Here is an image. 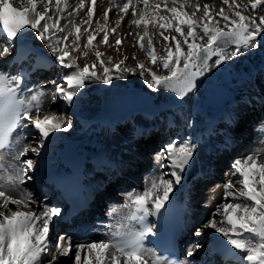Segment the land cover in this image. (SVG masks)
<instances>
[{
  "label": "snow or ice",
  "instance_id": "1",
  "mask_svg": "<svg viewBox=\"0 0 264 264\" xmlns=\"http://www.w3.org/2000/svg\"><path fill=\"white\" fill-rule=\"evenodd\" d=\"M91 4L93 6L87 8V19L76 23V17L85 8V0H79L76 5L70 4L69 0H0V60L3 61L0 65V151L10 147L13 132L21 121H27L26 126L34 130L33 138L38 141L31 151L39 156L52 133L72 127L64 116L44 109L45 98L52 104L63 101L71 106L86 81L99 80L107 85L114 71L135 74L138 69L154 92L163 90L183 100L197 88L198 79L213 67L239 56L242 49H255L258 38L264 42V14H256L264 12V0H248L247 4L221 0L219 9L214 4H201L200 0H125L122 5L112 4L110 0L103 13L104 23L96 20L94 29L91 25L96 0H91ZM112 7L117 8L118 18L115 27L109 28L108 14ZM129 10L133 17L129 27L143 28L142 34L135 33L134 47L138 46L150 64L165 71L166 75L157 74L142 62H137L135 69L122 67L127 56L117 63H113L112 57L105 61L104 53L94 45L103 33L99 44L115 47L119 52L122 38L117 29ZM249 11L251 14H246ZM62 20L65 21L63 24ZM84 24L88 27L82 28ZM150 26L160 30L164 41L163 56L156 52L149 34ZM28 29L37 33V38L44 42L62 69H73L64 74L62 82L50 81L54 86L50 94H46L43 86L40 90L26 89L27 69L22 68L16 74L6 70L28 60L34 51L24 44ZM165 32L176 35H164ZM110 33L115 35V45L109 43ZM85 34L86 43L82 46L85 51L81 56L86 58L88 51H94L95 62L81 68L72 53L80 52V41ZM230 47L233 50L229 51ZM214 57V63H210ZM132 58L136 59L135 56ZM49 63L51 61L38 52L32 71L45 68ZM97 65L102 75L98 73ZM196 149L197 145L190 139L166 143L156 153L158 171L146 180L142 190L128 195L123 205L127 209L123 222L105 240L80 243L66 233L55 232L56 218L62 215L61 208L41 203L30 190L21 189L17 195L9 194L6 185L16 191L18 185L31 179L28 173L34 168L33 160H20L30 150L29 145L24 146L13 156L19 165H9L14 176L0 164V171L5 172L0 182V264H57L58 258H69L71 264H180L147 246V238L155 234L156 228L148 218L157 216L176 187L182 185L184 174L194 162ZM262 156L264 147H257L231 162L230 178L222 185V202L202 225V229H211L218 236L202 230L196 232L197 236H212L216 244L214 251L224 257L225 264H264ZM10 205H15V209ZM200 247L199 244L195 246L196 249ZM187 256L193 257L194 251H189Z\"/></svg>",
  "mask_w": 264,
  "mask_h": 264
},
{
  "label": "rangeland",
  "instance_id": "2",
  "mask_svg": "<svg viewBox=\"0 0 264 264\" xmlns=\"http://www.w3.org/2000/svg\"><path fill=\"white\" fill-rule=\"evenodd\" d=\"M78 2H79V0H69V3L72 5H76ZM124 2H125V0H111L112 4L122 5ZM193 2H195V0H193ZM200 3L201 4H203V3L213 4L214 2H213V0H200ZM238 3L247 4L248 0H238ZM109 4H110V0H96V5L94 6L93 23L91 25V29H94L96 27V23H95L96 20H100L101 24L104 23L103 13H104L105 9L109 7ZM91 6H93L91 4V0H85V8L83 10H81L79 15L76 17V21H75L76 23H80L81 20L87 19V8L91 7ZM215 6L217 9H219V7L221 6V0H218V3ZM169 7H171L170 4H169ZM137 11L139 12V9ZM189 11H191V9H189ZM246 14H251V13L249 11V13H246ZM256 14L261 15V14H264V12L258 11ZM108 15H109V28H112V26L115 27V21H116L115 19H117V16H118L117 15V8L112 7V9ZM121 15H124V14L121 13ZM132 18L133 17L131 15V10H129L128 14L125 15L124 20L121 22L122 24L120 26V31L117 30V34L122 38V45L120 46L119 52L116 51L115 47H109L108 45L99 44V40L102 38V35H103L102 33L100 34V36L97 37V40L94 41V45H97L98 50L101 51L102 53H104L103 59L105 61H107L108 57H112L113 63H117L121 59H123L125 56H127L128 59L125 61L124 65L122 67H128V68L135 69L136 63L142 62L147 67H151L153 69V71H157V74L166 75L167 73L165 71H163L162 69H157L150 64L147 56L145 55V53L143 51H141L139 49L138 46L134 47V44L136 42L135 33L140 32L142 34L143 28L141 27L140 28L141 30H140V29L135 28V26L129 27V21ZM64 22L65 21H63V20L61 21V23H64ZM84 27H88V25L87 24L82 25V28H84ZM159 31L160 30H158V29H153L151 26L149 27V34L152 37L156 52L159 56H163L164 55V41H163L162 37L160 36ZM127 32L128 33L133 32V35H128ZM34 34L36 35L37 33L34 31ZM60 35H63V34H60ZM164 35L171 36V35H176V33L175 32H165ZM80 43H81L80 52L72 53V56L77 58V63L82 68L86 63L92 64L93 62H95V55H94V51H88L86 58L81 56V52L85 51L82 46L84 43H86V34H85V36L82 37ZM109 43L111 45H115V35H113L111 33L109 36ZM144 44H145V47H147V39H145ZM263 48H264V42H260L259 38H258L257 47L255 49H249L247 51H244L242 49L241 54L239 56L234 57L231 60L225 61V63L229 67V71L231 73H235V74L240 75L242 82L240 81L241 83H239V84L237 83L234 86H230L228 81L224 78V71H223L224 67L222 65H220L219 67H213L212 70L210 72H208L204 77H202L201 80L197 83V88L192 92V94L188 98H186L185 102H187L188 107L187 108L184 107V109H185V111L183 110L184 113L183 112L178 113L176 111H166L162 114H157V115H153V116H148L145 114H134V115L126 118L124 121L120 120L119 121V131L114 132V133L112 131V134H113L112 138L114 137L113 138L114 140L120 142L123 145H131L132 143H134L136 146L138 145L136 152L140 156L139 158H141V159L136 160V162L134 163V165H133L134 169L126 168L124 171H122V173H121V171H119L121 176L126 177V178L135 176L136 180H137V184L133 185V188L137 189L138 191H140V188L144 187L146 180L150 178L149 173L153 172V174H154L156 171H158V167L156 164V153L159 152L160 149L166 144V142L163 143L165 141L164 139L159 140L157 142H155L154 139H151L153 137L155 139L157 138V135H158L157 133L159 132L158 127L162 126V124H160V123L164 122V124H165V121L169 119L168 117L174 118V121L176 120L175 122H176L177 126H174V127L172 126L170 128V133L168 134V138H170L172 140L186 139L185 137H187V135H188L187 134L188 127L194 123V125L192 126V128L194 130V126H195L196 122L198 120H200L199 113L197 114L195 111V108L197 107V105H200L205 112L207 111L205 109V101L207 98V91H208V86H207L206 82L210 78L214 77L216 79L217 85H222L224 87H227L231 91H233L234 97L235 96H242L243 94H246L249 91L254 92L256 89L264 91V61H263L262 55H261V50ZM231 50H233V48L229 49V51H231ZM133 56L136 57L135 60L132 58ZM214 60H215V57L213 58V61H210V63H214ZM108 66L111 67V65H108ZM97 71L99 74L102 75V70L99 69V65H97ZM253 73L255 75L254 80H255V84H257L256 85L257 88H253V86L250 83L251 82V76ZM256 74H257V76H256ZM112 77L113 78H112L111 82L107 85L103 84L99 80L86 81V88L85 89L89 94L87 93L86 98L83 100L88 102L87 104L90 107V109L93 110V108H95V104H96L97 100H99L101 102V100L103 98L102 95L105 96L108 94V90L106 88L109 89L113 86L123 87V88H135V89H138V90H141V91L148 93L150 96H153L155 93L152 89H150L148 87L147 83L145 82V77H141L139 75L138 69L135 70V74H133L131 72L117 73L114 71L112 74ZM39 79H42V81H38V83H36L37 84L36 88H37V90H40L41 86H43V89L46 92V94H50L51 90L54 87L53 85L47 86L46 85L47 83H50L51 80H57L60 82V80L57 78V76H54V75H47V76L41 75ZM30 83L33 84L34 81L30 80ZM95 90L98 91L97 95L92 94L93 91H95ZM46 104H48V105H46ZM63 105L64 104L62 101H58L57 103L52 104V103L48 102L47 99L45 98L44 109L46 111H54L58 115L64 116L65 118L67 117L66 119L72 125V127L68 130H71V131L76 130L79 125L75 121V116L72 113L70 114V111H67L66 109H65L66 111L61 110L64 108ZM100 105H101V103H100ZM59 106L61 109L58 108ZM263 112H264V109H263L262 113ZM254 113L255 112L248 113V115L245 114L238 120V126L236 128L238 130L237 132L239 134V137H238V134L236 133V137H237L235 139L236 145L234 146L232 151L226 153V156L230 157L229 164L224 165L222 162L218 163L216 165L215 169L217 167H222V166L224 168L220 172L221 175L217 176L216 174H213L211 177L206 179L205 188L201 192V197L197 203V205L201 208V211L203 212V216L204 215L205 216L202 217L203 219H201V220L199 219V220H196L193 222V224L196 225V227H194V230H192L190 233H185V236H187L185 238L188 239V236H190V239L192 240V242L189 245L183 246V249H185V250L182 251L180 264H188V262L191 261V259L187 256V253L189 251H194V256H193L194 259H200L202 264H205L204 263L206 260L205 258L207 257V255L205 254L206 250H207L206 240L208 237L203 236L202 238L198 239L196 232L199 230H202V231L205 230V229H202L203 223L206 222V220L209 218L210 214L215 210L216 205L222 202V199H223V187H222V185L226 180H228L230 178L229 177V168H230V164H231L230 161L232 162L235 158L244 156L249 151H251L253 148L264 147V117H263V119H257L258 118V116H257L255 119ZM180 114H183V116H181ZM214 114H216V113H214ZM70 115H72L73 118ZM154 118H156V119L153 120ZM251 118H254V119H251ZM249 120H251V122ZM137 122H139V123H137ZM133 123H136V124H133ZM141 123H142L143 127L141 130H138L139 131L138 133L144 132V135H143V137L140 138V136L143 133L137 134L139 136L137 138L139 140H137L132 136L131 131H134L136 126L140 125ZM132 127H133V129H132ZM242 127L243 128L247 127V129L246 128L243 129ZM240 129H243V131ZM189 130H191V129H189ZM220 135L221 134H218V136L210 138V141L213 143L214 142H220L222 140ZM26 142H28V143H26V145L30 146V150L25 155L26 157L23 156L20 158V160H27V159L33 160L32 157L34 156V153L31 151V147H35V145L32 143L33 140H30L29 138L26 139ZM146 145L148 147H146ZM139 150H142V151H139ZM142 158H144V159H142ZM261 159H264V156H262ZM145 160H147V162L149 163L148 165L151 166L152 168H154L155 171H153L154 169L151 170V168H150V170L148 172L149 166L142 167V165H145V164L147 165V163H143V162H145ZM144 169L148 173V175H147V173L145 174L142 171ZM28 175L31 177L30 180L33 182L35 179L34 170L30 171L28 173ZM148 176H149V178H148ZM30 180H28V181L26 180L25 183L22 185H28L29 186L28 182ZM118 183H119L118 181L114 180V182L112 181L110 183V185H108V187L106 186V188L104 189L105 194H107L111 189L118 187ZM32 187H35L34 182L31 186V188ZM123 187L124 186H122L121 191H122ZM237 187H239V186L237 185ZM119 191H120V189H119ZM115 194L117 195L118 198H116V196H114L115 197L114 199H116V200L114 201V199L112 198L111 201H109V203H106V204L113 205L116 208L120 207V206H115L114 204L124 205L125 200L122 197L118 196V195H120V193L117 191ZM44 196L48 197L47 195H44ZM40 197H42V196H40ZM210 197H212L214 199H210ZM42 198H45V197H42ZM102 199H103V197L100 199V201H98L100 203H96L95 205H98V204L100 205ZM112 202H114V203H112ZM10 207L14 210L16 206L10 205ZM101 207L108 211V207H110V206L101 205ZM92 211L95 212L97 210L92 209ZM91 218H92V214L89 213L87 216L86 222H89L91 220ZM217 219H219V217H217ZM56 220H57V218H56ZM197 221H199V222H197ZM75 224H76L75 222L70 226L63 224L60 227L57 225L58 229L55 228L56 229L55 232L57 234H64V231L66 229L67 230L69 229V230H71V233H74L72 230L74 229ZM200 227H201V229H200ZM101 228L103 230L108 229L107 226L104 228L103 227H101ZM195 228L197 230H195ZM72 236H74V235H72ZM75 241L80 242L79 240H75ZM90 241H98V240L92 239ZM90 241H86V242H90ZM54 242L55 241L53 240V243ZM197 244H199L201 246L199 249L195 248V246ZM53 251H55V250L53 249ZM58 262H60V264H71V261L69 258H58ZM58 262H57V264H58Z\"/></svg>",
  "mask_w": 264,
  "mask_h": 264
},
{
  "label": "bare ground",
  "instance_id": "3",
  "mask_svg": "<svg viewBox=\"0 0 264 264\" xmlns=\"http://www.w3.org/2000/svg\"><path fill=\"white\" fill-rule=\"evenodd\" d=\"M213 2H214L213 4L216 5L218 3V0H213ZM117 30L120 31V27ZM23 39H24V43L29 42L33 47L32 50H34L33 52L30 53L29 59L26 61L25 66L28 67L29 65H32L35 62L34 60L36 57V53L38 52H42L48 58V60L51 61V63H49L47 67L38 69L35 71V73L33 74L34 81H36L39 75L52 73V74L59 76V79L62 82V78L64 74L66 72H70L73 70V69H62L59 66V64L56 62L55 57L51 55L50 50L45 46L43 41L37 38V34L35 35L33 30L28 29L25 32V36ZM25 66H23V68ZM8 71L13 72L14 74L18 72V70H16L14 66ZM254 76L255 75L253 73L251 76L250 83L253 86V88H257L256 86L257 84H255ZM46 85L49 86L51 85V83H47ZM24 86L26 87V89L37 90L36 88L37 84H32L30 83V81H28ZM85 88H86V82H85V86L80 90L78 97L74 98V102L71 106L65 104L62 101L64 104L63 105L64 108L61 109L60 106L58 107L63 111H66V110L70 111V114L72 113L75 116V119H76L75 121L79 125L78 128L73 131L71 130L58 131L56 133H52L51 136L55 138L53 149H54L58 168L62 170V172L68 176L70 175L68 171V167L62 160H60V154H62V152L67 149H74L80 144L87 145L88 149L90 150L88 154L87 163L81 169V172L78 173V177L82 183L92 185L93 188H95L97 184L96 182H98L97 180L98 178H102L103 180H105L106 178L113 180V178H115L113 176L116 175L117 170L123 171V169L125 168L134 169V166H133L134 163L136 162V160L141 159V158H139L138 153H136L135 150L137 149V147L133 143L131 145L123 146L122 144L120 145L118 141L113 140L114 137L112 138V131L113 133L119 131L118 120L112 119V118L106 119V118L101 117L100 115V103L101 102L99 100L96 101L95 108H93V110L90 109V107L87 104L88 102L83 100L86 98V94H87L85 91ZM92 94L97 95L98 91L95 90ZM44 107H45V102H44ZM184 107L186 108L188 107L187 102L180 107L172 109L171 111H176L178 113L183 112L182 108ZM263 109H264V91H261L259 89H256L254 92L249 91L248 93L243 94L242 96H235L234 101L227 108H225L221 113H218V114H214L212 112L203 113L202 107L200 105H197L196 112L199 113L200 120L196 122L194 126V130L192 128L194 123L188 127V130L189 129L191 130L187 132L188 136L185 138L192 140L197 145L196 153L198 154V159H199V164H200V173H199V176L193 179L187 186L186 195L188 197V202H187L186 213L184 217L176 224L178 228L183 229V232L188 233V231L193 230L194 225H195L193 224V222L199 219L201 220L203 219L202 217L205 216V215L203 216V212L201 211V208L197 205V203L201 197V192L205 188L206 179L211 177L213 174H216L217 176L221 175L220 172L224 168L217 167L215 169L216 165L220 162H223L224 165H227L229 164V160H230L229 157H223L224 155H219L218 153L219 150L215 148L216 143H212L210 139L208 138L204 139L202 137L203 132L206 131L207 129H212L215 125L222 123L226 121L227 119H231L237 122L238 119H240L243 115L249 112L258 111L257 113H255V117H257L263 111ZM70 116L72 117V115ZM175 121L170 117L169 120L165 121L164 125L162 124V126H160L157 138L155 139L153 137L151 139H154L155 142H157L158 140L162 138H165L166 143H168L169 141H172V139L168 138L167 135L170 133L169 124L172 123V126H176ZM27 123H28L27 121L22 122L20 126L18 127L16 133L12 135V145L15 147V150L16 149L18 150V152L22 150L23 147L26 145L25 138H29L30 140H33L32 143L35 146H37L38 144V141H36L33 138L35 135L34 131L32 132L27 131V128L30 127V126H26ZM142 123L136 126L134 131H132V136L135 139L139 137L137 134L143 133V132L138 133L139 132L138 130H141L143 127ZM231 129L233 131L230 130V128L228 129V126H226V129L224 133L222 134V137H223L222 138L223 141H221L222 144L218 146V149H220L221 147L233 145L234 143H236L235 139L237 137H236V131H234L235 128L232 126ZM14 155L15 153H12V152H11V155L9 154V152L2 153V157L6 165V169H8V171L13 176L15 175V173L12 169H9V165L10 164H16L17 166L19 165V161H16L13 159ZM33 159H35V157ZM153 171H155V169ZM3 175H5V172L0 171V177H2ZM2 178H0V182H2ZM6 187L8 188V191L10 194L12 195L18 194V193H15V191H12L11 186L6 185ZM183 187H184L183 184L181 186L176 187L174 192L171 194V199L166 203L165 208L168 205V203L171 202L172 200L182 198V194H183L182 188ZM21 189L29 190V187H23ZM31 192L38 198V200L41 203H48L50 205H53V203L47 202L48 200L46 198L40 197L41 194L36 192L34 189ZM95 192L97 196L101 195L100 193L101 191L99 192L95 190ZM118 192L120 193L121 190ZM133 192L135 191L134 190H126L125 192L122 191V194L124 195L125 203L128 199V195ZM112 198L114 199L115 197L113 196ZM107 201L108 200H106L104 204L109 203ZM31 207L35 208L36 205H31ZM113 209H116L117 211L113 213L112 211ZM126 213H127V209H125L123 205L117 208L111 205L108 211H106V215L111 216L113 221L111 223H106L104 220H102L103 225L108 224L110 226L109 230L107 232H102L100 229L92 228V230H95L94 234L92 236L88 235L86 239L89 241L92 239H97L98 241L103 238L107 239L109 234L115 230L116 226L119 223L123 222L122 217H124ZM168 213L169 211L167 210L165 214H168ZM62 216L63 214L61 215V217ZM61 217H57L56 227L57 225H63V223L60 222ZM102 221H101V224H102ZM74 222L78 223L77 228L75 229L76 232L74 233V235H81L88 231V229H86V225H84V222L82 220L78 221L76 219ZM168 222L170 223V225L176 223L175 218L172 215L168 216ZM195 230L197 229L195 228ZM69 232H70L69 229L65 230V233H67V235L69 234ZM204 232H211L212 236H218V234L214 233L213 230L211 229H205ZM202 236H198V239L201 238ZM205 236L208 237L209 241L213 240L212 236H208V235H205ZM220 239H223V237H220ZM210 261H212V259ZM207 263H210V262L208 261ZM58 264H60V262H58ZM219 264H221V262Z\"/></svg>",
  "mask_w": 264,
  "mask_h": 264
},
{
  "label": "water",
  "instance_id": "4",
  "mask_svg": "<svg viewBox=\"0 0 264 264\" xmlns=\"http://www.w3.org/2000/svg\"><path fill=\"white\" fill-rule=\"evenodd\" d=\"M262 53L264 58V50ZM225 77L229 79L231 84L237 82V78L233 75L226 74ZM208 84L209 98L206 103V108L219 113L232 101V93L223 87L215 86L214 79H211ZM184 99L180 100L175 97V94L163 90L156 91V97L150 98L142 91L131 88L113 87L110 91V95L103 100L101 116L105 118L113 117L124 119L132 112L155 114L182 103ZM198 172L199 166L194 156V162L184 174L183 182L186 184L192 177L197 175Z\"/></svg>",
  "mask_w": 264,
  "mask_h": 264
}]
</instances>
